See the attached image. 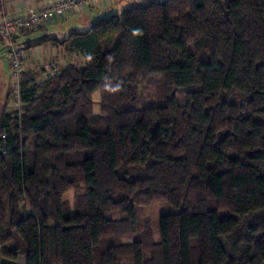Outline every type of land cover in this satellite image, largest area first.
<instances>
[{
  "label": "trees",
  "instance_id": "trees-1",
  "mask_svg": "<svg viewBox=\"0 0 264 264\" xmlns=\"http://www.w3.org/2000/svg\"><path fill=\"white\" fill-rule=\"evenodd\" d=\"M49 42L86 62L49 78L39 68L38 81L26 67L21 114L1 115L0 246L14 245L4 255L264 264V0H134L24 45ZM156 74L162 102L137 106L136 85ZM80 187L71 212L65 194ZM136 202L177 209L160 216L159 240L139 229Z\"/></svg>",
  "mask_w": 264,
  "mask_h": 264
},
{
  "label": "crops",
  "instance_id": "crops-1",
  "mask_svg": "<svg viewBox=\"0 0 264 264\" xmlns=\"http://www.w3.org/2000/svg\"><path fill=\"white\" fill-rule=\"evenodd\" d=\"M49 1L50 0H0V13L15 14L20 10L27 11L34 9L38 6L46 4ZM133 1L134 0H115L114 3L107 6L92 7L84 11L68 15L61 22L52 25H43L29 34H18L15 40L28 63L27 70L32 69L34 66L46 69L48 66L62 67L67 64H73V61L70 59L71 55H80L77 52L67 51L61 43L54 44L49 42L44 45L25 48L24 42L30 38L44 33H52L58 37H63L69 30L85 31L98 17L108 16V14L110 15L112 13L119 12V8L122 10L121 8L127 7ZM3 42L4 40L0 39V43L3 44ZM5 46L6 49H0V118L2 113L6 111L8 93L10 91L8 83L10 71L7 58L8 47L7 44H5ZM4 57L7 58V62Z\"/></svg>",
  "mask_w": 264,
  "mask_h": 264
},
{
  "label": "built area",
  "instance_id": "built-area-1",
  "mask_svg": "<svg viewBox=\"0 0 264 264\" xmlns=\"http://www.w3.org/2000/svg\"><path fill=\"white\" fill-rule=\"evenodd\" d=\"M115 0H50L44 5L38 6L27 11H18L15 14L0 13V36L7 41V58L10 67V101L9 107L19 116L22 112L21 101V73L27 67V61L21 51L13 43V36L19 32L35 30L43 25H52L63 21L71 14L84 11L92 7L107 6L114 3ZM57 70L55 67L43 69L44 78L55 76ZM17 111V112H16ZM6 131L0 132V151L8 152V149H2V141L6 139Z\"/></svg>",
  "mask_w": 264,
  "mask_h": 264
},
{
  "label": "rangeland",
  "instance_id": "rangeland-1",
  "mask_svg": "<svg viewBox=\"0 0 264 264\" xmlns=\"http://www.w3.org/2000/svg\"><path fill=\"white\" fill-rule=\"evenodd\" d=\"M123 9V8H121ZM121 11L120 8L118 10ZM118 12V13H119ZM109 15V14H108ZM86 29V28H85ZM5 41L3 44L0 43V49H6L5 47ZM20 51H22L19 48ZM23 55V52H21ZM5 54V52H4ZM3 56V55H2ZM24 57V55H23ZM5 58V57H4ZM3 58V59H4ZM25 58V57H24ZM71 61H73L74 64H82L86 62V58L78 55H71ZM7 62V58H5ZM1 62V60H0ZM49 67V66H48ZM33 71H36L37 74L34 75L36 77V80L38 81L41 79L42 75L40 73V69L37 66L32 67ZM9 86H11V77H10V71H9ZM1 84V79H0ZM161 84L162 79L160 75L156 74L148 78V80L144 82H140L137 84V93H138V102L137 106H150L154 104H158L162 102L161 99ZM93 99V111L94 113H99L100 106H99V92L95 91L92 95ZM176 100L178 103H183L185 101L184 94L182 92H177L176 94ZM10 101V91L8 93V100H7V108L6 112H13V110L8 106ZM83 191L82 187H80L77 190L69 191L65 194L66 204L67 208L72 212L76 208V202H77V196L78 194H81ZM135 213L138 220V225L140 230H144L146 227L152 228L154 232V238L156 240L160 239V232H159V219L160 216L163 214H169L176 212L177 209L174 208L172 205H170L167 202H158L153 204H146V203H140L136 202L135 204ZM124 215L119 211H112L110 212L107 217L111 219H118L122 218ZM129 240V238H123V241ZM14 245L12 242L6 243L3 246H0V264H24V257L19 256L17 260H12L7 258L4 255V252L10 248H13ZM121 264H130V261L128 259H125L121 262Z\"/></svg>",
  "mask_w": 264,
  "mask_h": 264
},
{
  "label": "clouds",
  "instance_id": "clouds-1",
  "mask_svg": "<svg viewBox=\"0 0 264 264\" xmlns=\"http://www.w3.org/2000/svg\"><path fill=\"white\" fill-rule=\"evenodd\" d=\"M112 91H117L118 90V87L117 88H115V89H111Z\"/></svg>",
  "mask_w": 264,
  "mask_h": 264
},
{
  "label": "water",
  "instance_id": "water-1",
  "mask_svg": "<svg viewBox=\"0 0 264 264\" xmlns=\"http://www.w3.org/2000/svg\"><path fill=\"white\" fill-rule=\"evenodd\" d=\"M80 69H82V68H80ZM1 152V151H0Z\"/></svg>",
  "mask_w": 264,
  "mask_h": 264
}]
</instances>
